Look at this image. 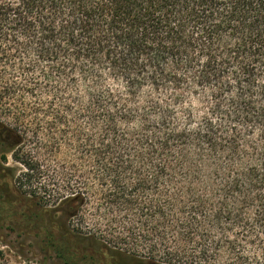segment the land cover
<instances>
[{
	"label": "trees",
	"instance_id": "1",
	"mask_svg": "<svg viewBox=\"0 0 264 264\" xmlns=\"http://www.w3.org/2000/svg\"><path fill=\"white\" fill-rule=\"evenodd\" d=\"M0 164L64 264H264V0H0Z\"/></svg>",
	"mask_w": 264,
	"mask_h": 264
},
{
	"label": "rangeland",
	"instance_id": "2",
	"mask_svg": "<svg viewBox=\"0 0 264 264\" xmlns=\"http://www.w3.org/2000/svg\"><path fill=\"white\" fill-rule=\"evenodd\" d=\"M4 166L16 167L10 158ZM2 176L0 164V264H64L47 244L36 237L37 230L32 224L20 216L21 209L17 208V198L12 190L13 182ZM79 244L95 245L92 240Z\"/></svg>",
	"mask_w": 264,
	"mask_h": 264
}]
</instances>
